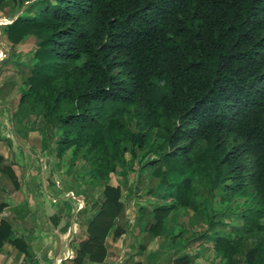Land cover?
<instances>
[{
  "label": "trees",
  "instance_id": "1",
  "mask_svg": "<svg viewBox=\"0 0 264 264\" xmlns=\"http://www.w3.org/2000/svg\"><path fill=\"white\" fill-rule=\"evenodd\" d=\"M6 32L13 44L40 39L19 102L48 128L60 127L59 159L73 147L94 179L109 181L127 153L157 147L139 160L159 180L156 191L164 187L147 230L162 236L171 214L191 206L201 173L209 193L246 196L245 227L261 232L243 262L236 257L243 238L218 237L225 264H264V0H44ZM121 196L108 183L93 203L75 264L106 258ZM3 225L0 248L10 240ZM189 263L185 255L172 264Z\"/></svg>",
  "mask_w": 264,
  "mask_h": 264
},
{
  "label": "rangeland",
  "instance_id": "2",
  "mask_svg": "<svg viewBox=\"0 0 264 264\" xmlns=\"http://www.w3.org/2000/svg\"><path fill=\"white\" fill-rule=\"evenodd\" d=\"M43 7L44 0H5L0 6V155H9L4 165L17 166L18 174L14 175L15 181L11 184L16 188L14 192L19 191L18 202L22 206L26 207L27 203L35 205L36 216L31 217L36 223L38 220L41 227L52 233L59 226H56L59 221L62 222L59 227L72 221L73 237L69 236L67 240L75 248L76 258L82 242L89 235L87 220L94 214L93 203L100 199L106 184L122 188L121 201L124 203L116 225L110 229L108 239L113 242H117L122 234L115 237L117 226L130 231L129 223L138 224L141 214L149 222L153 219V209L164 201V187L156 191L159 180L139 164L145 151L151 158L155 156L157 147L154 146L152 151L149 146L145 150L136 147L137 156L127 153L125 160L120 162L119 173L112 174L109 181L96 180L90 163L81 156L74 158L73 147L61 159L57 157V141L62 132L60 127L48 128L47 119L30 114L27 105L20 104L21 95L27 90L26 82L35 64V51L40 39L31 34L20 43L13 44L7 37L6 28L17 17L30 18ZM128 127L133 131L138 128L133 122H129ZM132 158L135 160L134 168L129 162ZM206 183L207 178L197 173L192 184L194 195L191 206L180 207L167 219L165 231L159 237V247L164 242L165 251L172 247L175 259L189 254L196 257L195 264H225L216 249L218 237H228L234 242L242 237L236 257L243 262L245 253L261 235L251 226L245 227L242 212L247 208V197L224 199L225 192L221 188L209 193ZM260 223L263 224L264 219ZM138 228L140 226H136V230ZM138 235H132L131 241ZM172 235L176 238H171ZM42 242L38 240L35 245L39 246ZM65 243L52 241L51 250L43 252V255L58 256Z\"/></svg>",
  "mask_w": 264,
  "mask_h": 264
},
{
  "label": "crops",
  "instance_id": "3",
  "mask_svg": "<svg viewBox=\"0 0 264 264\" xmlns=\"http://www.w3.org/2000/svg\"><path fill=\"white\" fill-rule=\"evenodd\" d=\"M0 156L3 157V161L0 163V204L3 205L0 213V224L2 221L5 223L2 226V232L4 234L9 233L10 239L5 240L3 246L0 248V264H20L24 259L34 264H57V260L64 257H67V259L63 264H75V248L67 240L69 236L73 237L72 221H67V224L63 227H59L62 225V222L59 221L56 224V226H59L55 227L52 233L50 230L41 227L38 220L36 223L31 217L36 216L37 209H34L36 208L35 205L27 203L26 207L22 206L18 202L20 198L19 191L14 192L16 188L11 184L15 181L14 175L18 174L17 166L14 164H11V167L4 165L9 158L8 154ZM148 222L149 220L144 218L138 220V224L131 222L129 223L130 231H127L126 227L124 229L119 227L122 229V234L117 242L108 239L111 235L110 230L106 238V258L101 262H91L88 255L85 257L83 264H172L176 260L171 253L172 247L169 250L166 248L165 251V242L159 247L160 236H154L147 230L146 224ZM141 224H144L145 228ZM76 226L78 228L77 223ZM136 226H140V228L136 230ZM135 234L139 235L131 241L132 235ZM31 238L32 241H30ZM14 239H19L20 241L14 243L12 242ZM38 240L43 242L39 246H36L35 243ZM52 241L67 243L60 249L58 256L43 255V252L51 250ZM23 243L27 245V248L24 249ZM188 256L190 258L189 264H195L196 257L189 254Z\"/></svg>",
  "mask_w": 264,
  "mask_h": 264
},
{
  "label": "built area",
  "instance_id": "4",
  "mask_svg": "<svg viewBox=\"0 0 264 264\" xmlns=\"http://www.w3.org/2000/svg\"><path fill=\"white\" fill-rule=\"evenodd\" d=\"M66 259H67V257H64V258L58 259V260H57V264H63L64 261H65ZM20 264H34V263H32V262L29 261V260H24V261H22Z\"/></svg>",
  "mask_w": 264,
  "mask_h": 264
}]
</instances>
